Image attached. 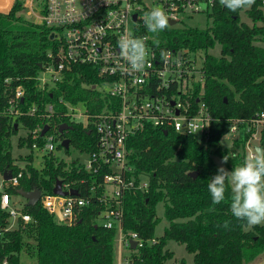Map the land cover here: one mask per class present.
I'll return each mask as SVG.
<instances>
[{"label": "trees", "instance_id": "obj_1", "mask_svg": "<svg viewBox=\"0 0 264 264\" xmlns=\"http://www.w3.org/2000/svg\"><path fill=\"white\" fill-rule=\"evenodd\" d=\"M22 10L23 0H15L8 13H0V110L6 106L4 81L11 79L13 88L20 85L25 88V103L56 104L52 123L72 127L61 138L70 139L71 145L82 152L94 151L93 129H85L66 117L59 99L89 103L98 96L97 90L92 89L97 77L88 74V67H76L65 81L57 84L53 96L41 94L35 79L47 63V54L56 40L51 28L28 19L20 14ZM242 11L251 24L241 19ZM207 14L211 24L206 28L168 26L158 34L152 33L163 48L186 49L199 60L203 58L202 82L194 83L192 102L196 104L202 93L209 112L219 122L213 126L206 144L193 135L171 130L165 134L164 129L149 125L128 141V165L132 172L126 177L134 179L136 186L143 180L148 182L146 189L136 187L125 191L122 199L123 233H136L145 243L141 248L131 249L130 264H166L174 258V253L167 248L171 240L183 244L193 254L194 264H249L264 254V225L247 229L244 222L231 215L230 200L226 198L213 205L207 189L218 168L214 156L222 160L228 155L226 165L231 170L246 156L245 144L250 134L239 141L243 145L241 151L239 143L230 147L223 145L229 125L238 119L250 120L264 109V9L260 0H255L251 8L231 12L215 0ZM217 46L220 53L216 56L209 51ZM90 107L94 109L93 105ZM42 120L36 116L19 117L16 121L27 131L26 136L18 139V146L29 149L27 155L18 157L13 154L11 142L18 134V127H10L0 117V173L15 171L13 163L17 160L27 162V172L20 184L5 187V191L12 196L19 195L20 189L53 193L57 180L75 181L78 185L86 180L78 189L88 193L89 186L100 182L103 174L94 176L77 167L75 161L69 164L54 154L46 155L40 168L35 166L31 132ZM260 145L264 149V131ZM61 147L58 145V149ZM64 150L70 157L71 150ZM159 203L164 204L169 224L164 234L156 237ZM96 205L93 202L75 224L66 225L50 215L40 201L33 206L26 202L24 211L33 221L26 229L12 231L5 230L7 214L0 207V264L5 260L7 264H21L22 252L34 257L37 264H115L118 231L96 222L102 208ZM213 208L214 211L210 210ZM224 220H231L229 229L217 227ZM153 238L157 239L154 244L149 242ZM180 264L186 262L182 260Z\"/></svg>", "mask_w": 264, "mask_h": 264}, {"label": "built area", "instance_id": "obj_2", "mask_svg": "<svg viewBox=\"0 0 264 264\" xmlns=\"http://www.w3.org/2000/svg\"><path fill=\"white\" fill-rule=\"evenodd\" d=\"M215 0H26L23 7L28 9L32 21L53 30L54 47L48 52V61L35 79L41 94L53 96V90L59 82L65 81L67 74L74 68H90L88 74L97 77V84L92 89L98 96L87 102L72 103L64 98L59 104L65 107L64 115L73 123L81 124L85 129H93L96 137L95 150L82 152L85 159H74L77 167L103 179L92 183L88 193L79 191L80 184L75 181L63 183V190H76L78 195H57L42 192V207L63 224H75L84 209L93 202L102 206L98 217L103 219V227L117 228L122 247L131 250V241L137 242V248L144 246V241L136 233L125 235L122 231L124 217L123 196L125 191L138 187L146 189L148 182L143 180L138 186L134 179H127L132 172L128 165V141L149 125L171 130L181 135H193L200 143L206 144L211 136L213 126L219 122L208 110L201 98L193 101L194 83L202 82L201 62L199 57H192L186 49L157 47V39L143 23V15L153 6L164 8L170 20H175L177 27L183 19L208 11ZM264 9V0H260ZM136 15V19L134 16ZM127 33L134 37L145 38L149 49L148 65L143 72L130 74L126 61L119 54L118 40ZM167 53L162 59L161 51ZM199 75V76H198ZM198 76V77H197ZM11 79L4 81L6 106L0 110V117L8 125L15 126L19 117H36L43 120L31 132L35 155H41L42 161L48 154H53L63 140L59 132L61 125L50 120L56 108L52 102L25 103L24 87H12ZM12 89H11V88ZM25 104V105H23ZM91 105L94 109H91ZM43 108V109H42ZM23 126L17 125L18 130ZM45 126L49 130L42 135ZM24 127V126H23ZM238 130L250 134L246 144L247 153L260 145L264 131V109L250 120L238 119L229 125L227 133ZM222 140V141H223ZM232 145V144H231ZM62 146V145H61ZM74 147L70 143L68 150ZM80 151V150H79ZM72 162V161H71ZM16 170H7L12 174L9 181L0 173V207L7 214L6 231L17 228L26 229L33 217L24 211V205L5 191V187H17L24 173L27 172L26 161H15ZM78 185V186H77ZM38 201V202H39ZM104 207V208H103ZM60 213L61 219L58 217ZM149 242L156 243L153 238ZM136 248V249H137ZM7 260L4 264H7ZM125 264H130L129 259Z\"/></svg>", "mask_w": 264, "mask_h": 264}, {"label": "clouds", "instance_id": "obj_3", "mask_svg": "<svg viewBox=\"0 0 264 264\" xmlns=\"http://www.w3.org/2000/svg\"><path fill=\"white\" fill-rule=\"evenodd\" d=\"M220 4L231 12L249 9L255 0H219ZM144 26L150 33L158 34L168 28L170 18L160 5L153 6L143 15ZM120 57L126 61L130 74L143 72L148 65L149 49L145 38L134 37L131 33L122 35L118 40ZM159 47L160 41L153 40ZM162 59L167 53L161 51ZM229 157L224 156L221 166L207 184L213 205L230 200L231 215L243 226L252 229L264 225V149L258 147L250 150L239 165L231 171L223 167ZM214 211L213 209H210ZM231 220L218 223V228L229 229Z\"/></svg>", "mask_w": 264, "mask_h": 264}, {"label": "rangeland", "instance_id": "obj_4", "mask_svg": "<svg viewBox=\"0 0 264 264\" xmlns=\"http://www.w3.org/2000/svg\"><path fill=\"white\" fill-rule=\"evenodd\" d=\"M26 0H23V2L25 3ZM20 14H25V16L28 19H32L31 15H28V9L23 7L22 12H20ZM241 19L243 21H245L246 23L251 24V20L246 16V13L244 11L241 12ZM183 24L184 26L187 27H198V28H206L208 25L211 24V19L208 18V14L206 11L204 12H200V13H195L193 15H190L189 17H186L185 19H183ZM182 24L178 25L176 28H181ZM210 53L214 54V55H219L220 53V46H217L215 49L210 50ZM192 57H196L195 55H192ZM199 76V75H198ZM197 76V77H198ZM27 135V131L25 130V128L23 126L20 127V129L18 130V134L13 136L11 138V142H12V147H13V154L15 156L18 157H22L25 156L29 153V149L28 148H23V147H19L18 146V139L20 137H24ZM244 135V131L242 130H238L235 133L234 132H228L226 135V138L231 140V144H236L239 143V141L242 140V136ZM239 147H240V151L242 150L243 145L241 143H239ZM71 156H67L65 155V150L64 148L61 147V149H56V151L53 153L55 156H57L60 159H64L67 163L70 164L71 161H73L74 159H80V161H83L86 157L84 154H82L81 151L73 148L71 150ZM214 161L216 162L217 166L220 167L221 166V158L214 156ZM43 161H42V156L41 155H35V161L34 164L36 167L40 168L42 165ZM223 167L225 169H227L228 171H231V169L224 164ZM15 200L19 201L22 204H26V199H24L22 196H15L14 197ZM165 212V207L163 203H159L157 206V216L160 219L159 223L156 226V230H155V235L156 237H161L164 234L165 229L168 227V221L165 218L164 215ZM99 225H103L104 221L101 218H97L96 221ZM119 239H120V235L119 232L117 233V237H116V241L114 244V251H115V255L117 256L118 251L121 249L120 248V243H119ZM123 251L126 250V248L122 247ZM167 248L170 249L173 253H174V258L170 261H168L166 264H180L182 262V260H184L186 262V264H194V256L193 254L189 253L185 246L183 244H180L176 241H169ZM128 251H125L124 255H127ZM21 264H37V260L34 259V257L28 256L25 252H22L21 254Z\"/></svg>", "mask_w": 264, "mask_h": 264}, {"label": "water", "instance_id": "obj_5", "mask_svg": "<svg viewBox=\"0 0 264 264\" xmlns=\"http://www.w3.org/2000/svg\"><path fill=\"white\" fill-rule=\"evenodd\" d=\"M134 18L136 19V15L134 16ZM177 22L175 20H170V25H175ZM53 37V36H52ZM15 128L17 129V125H15ZM72 127L68 124H62L59 128V132L61 134H64L66 131L70 130ZM49 130V126H45L44 130L42 131V135H45V133ZM165 134H168L167 131H165ZM70 139L66 138L63 140L62 142V147L66 150L69 149L70 147ZM223 145L226 146V147H230L231 146V140L228 139V138H225L223 141H222ZM258 147L260 149H262L261 146L259 145H255V148ZM191 175L193 176H197V173H192ZM12 178V174L10 171H5L4 173V180L5 181H9L10 179ZM53 193L54 194H57V195H62V196H67L69 194L71 195H78V192L76 190H70V191H64L63 190V182L61 180H57L56 181V184H55V187L53 189ZM41 194L42 192L39 190V189H34L32 191H25V190H22L20 189L19 190V195L22 196L24 199H26L27 201V204L29 206H33L35 205L41 198ZM58 217L59 219H61V216H60V213H58ZM130 245H131V249L135 250L137 248V242L136 241H131L130 242Z\"/></svg>", "mask_w": 264, "mask_h": 264}, {"label": "crops", "instance_id": "obj_6", "mask_svg": "<svg viewBox=\"0 0 264 264\" xmlns=\"http://www.w3.org/2000/svg\"><path fill=\"white\" fill-rule=\"evenodd\" d=\"M14 2L15 0H0V10H5L10 5L8 10L0 11V13H8L13 7ZM125 251H128L127 255H124ZM125 251H121V250L118 251V254L115 258V264H125V260L131 255V250L126 248ZM249 264H264V254L259 256L257 259H255L253 262Z\"/></svg>", "mask_w": 264, "mask_h": 264}]
</instances>
